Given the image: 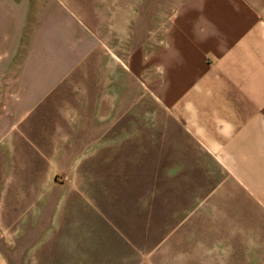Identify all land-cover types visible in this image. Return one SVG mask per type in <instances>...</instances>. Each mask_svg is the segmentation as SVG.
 <instances>
[{"label":"crops","instance_id":"crops-1","mask_svg":"<svg viewBox=\"0 0 264 264\" xmlns=\"http://www.w3.org/2000/svg\"><path fill=\"white\" fill-rule=\"evenodd\" d=\"M171 1L104 0L98 26L119 90L108 71L96 90L46 60L32 70L26 40L16 44L14 68L0 71L3 264H143L145 208L156 264H264V0ZM14 4L0 0L3 23ZM53 18L40 9L44 59L47 32L75 47L78 32L92 41L99 30L94 18ZM145 100L146 151L138 114L128 131ZM160 208L172 211L162 243Z\"/></svg>","mask_w":264,"mask_h":264},{"label":"rangeland","instance_id":"rangeland-1","mask_svg":"<svg viewBox=\"0 0 264 264\" xmlns=\"http://www.w3.org/2000/svg\"><path fill=\"white\" fill-rule=\"evenodd\" d=\"M181 0H175L174 4L177 5ZM14 5H9V12L11 13L10 18L4 20V23L0 19V71H8L14 68L12 57L14 56L16 44L21 43L24 39L29 47L26 49V55L32 70H39L40 61L44 62L46 60L47 66L46 70L49 73L64 74L68 72H74L77 74L85 75L86 77H91V80L88 81L89 87H92L96 90H99L104 87L102 84V77L104 71L111 72L113 77L112 88L119 90L121 82L119 81V73L122 71L120 64L115 61V58H112V61L107 62L108 51L102 46L103 43V29H99L98 21L103 17V3L104 0H14ZM161 10L165 11V8H168L169 5L172 6L173 1L160 0ZM168 3H170L168 5ZM97 4V6L95 5ZM163 4L165 6H163ZM16 5V6H15ZM46 8L48 10V16L51 14L57 15L59 18L51 19L55 22L61 23L62 21L76 24L80 23L86 25L89 28H93V18L95 19V24L97 32H94V37L92 36V41L87 40L82 36V31L78 32L76 35L80 40L79 46H70L71 42L67 41L65 38L55 35L54 31L47 32V54L44 59L43 54H39V20H40V9ZM94 15V17H92ZM49 19V24H51ZM53 21V22H54ZM149 20H147L144 25H149ZM9 25V26H8ZM16 29H25L24 31H17ZM74 35L76 32H73ZM141 37L146 36V30L139 31ZM10 52V54H6ZM10 55L11 58L8 57ZM135 80V77L132 76ZM99 78V79H98ZM132 78L127 76V88H128V106L131 103V99L134 91L137 89L136 83ZM92 83V84H91ZM118 93V92H117ZM130 109V107H129ZM116 116L125 115L124 112H117ZM138 114V123L143 124V138H144V150L150 149L151 144L148 143L151 141V102L148 100L144 102L143 111H138L134 109L133 111L128 112V121L129 127L128 131H134L135 133V124L136 116ZM160 114L156 112V119L165 120L164 117L159 118ZM140 118L141 121H140ZM131 123L133 127L131 128ZM168 193L161 192L160 197ZM171 210V209H169ZM168 208H160V217L155 216V221L158 224V236L161 237L159 243L163 242V237H166L167 226H168V217L169 211ZM181 210V209H177ZM152 209L149 208L144 212V221H145V235H144V256L143 264H156V259L159 261V258L162 259V254L159 256L156 253V259L153 256V244L155 248V243L157 242L156 238L152 237ZM149 227L147 230L146 228ZM153 231H155V224L153 226ZM157 249V248H156ZM139 250V249H138ZM162 252L161 249L159 253ZM23 257H16L13 264H22L21 260ZM1 263L3 264V258ZM21 261V262H20ZM6 262V261H5Z\"/></svg>","mask_w":264,"mask_h":264}]
</instances>
